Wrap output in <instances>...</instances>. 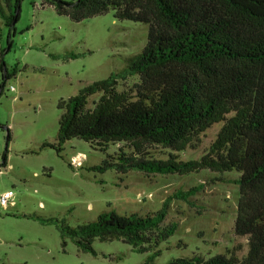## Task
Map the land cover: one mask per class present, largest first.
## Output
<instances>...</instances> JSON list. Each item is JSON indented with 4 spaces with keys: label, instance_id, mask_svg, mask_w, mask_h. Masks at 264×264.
Returning <instances> with one entry per match:
<instances>
[{
    "label": "trees",
    "instance_id": "16d2710c",
    "mask_svg": "<svg viewBox=\"0 0 264 264\" xmlns=\"http://www.w3.org/2000/svg\"><path fill=\"white\" fill-rule=\"evenodd\" d=\"M21 2L0 0V32L6 27L9 40ZM47 5L76 23L112 11L117 21L146 25L148 36L142 52L123 70L60 101L57 139L42 148L61 156L74 139L104 153L115 146L100 166L90 169L102 173L238 174L234 231L248 239L246 255L238 258L230 252L205 259L195 254L168 264H264V0H47ZM0 73L1 98L12 77L3 57ZM132 78L136 81L130 85ZM219 124L204 156L180 159L186 150H197L206 132ZM6 131L9 145L12 133ZM165 151L166 158H160ZM7 155L5 151L0 165L4 168ZM202 188L174 192L160 211L145 218L103 213L96 222L77 228L55 220L41 222L57 225L63 246L70 239L85 253L96 255V240H121L144 254L176 233L177 223L163 225L171 201L197 207L193 198ZM160 254L155 251L144 264H154Z\"/></svg>",
    "mask_w": 264,
    "mask_h": 264
},
{
    "label": "rangeland",
    "instance_id": "374dc122",
    "mask_svg": "<svg viewBox=\"0 0 264 264\" xmlns=\"http://www.w3.org/2000/svg\"><path fill=\"white\" fill-rule=\"evenodd\" d=\"M19 10L10 40L6 27L0 32V59L12 74L0 98V165L8 152L7 167L0 166V195L9 192L13 203L0 205V264H144L157 250L161 254L154 264L195 254L205 259L230 252L238 258L246 255L248 239L234 231L238 174L102 173L90 169L100 166L116 151L115 146L104 153L74 139L65 144L61 156L42 148L57 139L60 101L123 70L145 47L148 27L117 21L112 11L76 23L59 15L47 0H22ZM68 54L82 56L52 58ZM6 128L12 133L9 145ZM220 128L219 124L208 130L200 147L186 150L180 159L204 156ZM163 153L160 158H166L167 152ZM200 185L203 188L193 198L197 207L171 201L163 225L177 223L176 233L144 254L121 240H96V255L85 253L70 239L63 246L57 225L41 222L55 220L77 228L96 222L103 213L145 218L160 211L174 192Z\"/></svg>",
    "mask_w": 264,
    "mask_h": 264
},
{
    "label": "built area",
    "instance_id": "2783aa9c",
    "mask_svg": "<svg viewBox=\"0 0 264 264\" xmlns=\"http://www.w3.org/2000/svg\"><path fill=\"white\" fill-rule=\"evenodd\" d=\"M11 200L12 196L9 192H5L0 195V205H2L3 207H6L9 204H13Z\"/></svg>",
    "mask_w": 264,
    "mask_h": 264
},
{
    "label": "crops",
    "instance_id": "0c3cea01",
    "mask_svg": "<svg viewBox=\"0 0 264 264\" xmlns=\"http://www.w3.org/2000/svg\"><path fill=\"white\" fill-rule=\"evenodd\" d=\"M7 192V191H6Z\"/></svg>",
    "mask_w": 264,
    "mask_h": 264
}]
</instances>
